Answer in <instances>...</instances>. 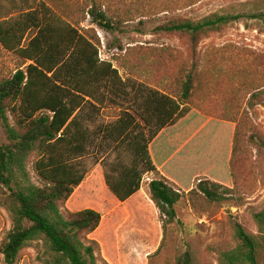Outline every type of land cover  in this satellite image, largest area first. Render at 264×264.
Masks as SVG:
<instances>
[{
	"label": "trees",
	"instance_id": "obj_1",
	"mask_svg": "<svg viewBox=\"0 0 264 264\" xmlns=\"http://www.w3.org/2000/svg\"><path fill=\"white\" fill-rule=\"evenodd\" d=\"M199 1L171 0L153 12L142 3L108 0L0 4V49L21 61L13 74L0 78V123L7 139L0 147V198L11 222L0 241L2 264H17L20 252L32 245L42 264L114 259L91 238L101 215L91 208H66L88 174L83 160L95 136L87 125L94 111H112L113 121L98 127L97 137L116 155L104 170V184L117 202L131 201L146 174L159 175L148 183V196L158 211L162 238L148 258L162 253L175 206L184 197L199 194L208 203L219 202L238 185L235 165L248 166L249 150L264 153V137L214 101L225 82L216 81L210 90L215 74L203 66L198 51L208 35L245 19L264 23V13L179 15ZM159 15L164 17L151 34L183 37L186 54L169 46L135 45L104 60L96 31L82 26L88 20L122 35L129 23L140 26ZM140 72L150 78L148 86L135 85L132 75ZM263 88L245 96L252 100ZM88 203L84 199L77 206ZM252 218L258 234L234 223L237 244L220 255L218 264H264V208ZM175 264L194 260L184 252Z\"/></svg>",
	"mask_w": 264,
	"mask_h": 264
},
{
	"label": "rangeland",
	"instance_id": "obj_2",
	"mask_svg": "<svg viewBox=\"0 0 264 264\" xmlns=\"http://www.w3.org/2000/svg\"><path fill=\"white\" fill-rule=\"evenodd\" d=\"M12 0H0L6 5ZM17 5H33L36 0H14ZM72 1V0H68ZM76 1V0H73ZM123 1L127 5L139 3L149 11H156L171 0H108ZM182 3L187 0H181ZM264 13V0H200L196 5L178 11L185 18L200 19L213 13ZM164 16H151L138 26V21L129 23L127 32L122 35L104 32L88 20L82 24L96 31L100 41V58L110 59L113 55L124 53V49L140 45L145 47H167L186 54L188 45L179 35H154L151 30ZM121 49H123L121 51ZM198 51L202 53V64L214 73L210 90L215 89L216 81H224L225 87L214 95L216 104L231 109L242 117L249 131L259 132L264 137V88L258 96L248 100L247 93L264 87V23L257 20H241L219 33L208 35L200 41ZM21 61L12 54L0 49V78L14 73ZM113 65L118 67L117 62ZM119 73L128 77L126 70ZM221 75H216V72ZM135 85H147L150 78L142 72L133 76ZM218 79V80H217ZM227 82V83H226ZM217 88V87H216ZM210 91V92H211ZM257 95V94H255ZM227 99L230 106H227ZM112 111H94L93 119L87 123L92 136L88 152L84 158L88 174L75 189L70 211L91 208L101 215L97 231L91 236L103 244L106 255L113 256L109 264H175L177 255L189 252L194 264H218L223 252L233 249L237 240L233 224H239L247 233L257 235L258 229L253 215L264 208V153L255 150L248 152V166L235 165L239 177L233 192L224 195L217 203H208L199 194L184 197L175 206L176 220L167 230V242L162 253L151 256L158 248L162 238L161 224L157 209L149 201L148 183L158 180V174H146L141 189L126 205L120 204L109 193L104 184V170L114 161L115 153L110 152L97 137L98 127L113 121ZM7 143L0 123V147ZM251 147V146H250ZM78 190V191H77ZM221 193V191H219ZM84 197V198H83ZM71 198V197H70ZM84 199L88 204L77 206ZM0 198V241L11 226L7 210ZM101 250V246H100ZM102 252V251H101ZM34 245L23 249L17 264H42ZM0 264L2 258L0 256Z\"/></svg>",
	"mask_w": 264,
	"mask_h": 264
},
{
	"label": "crops",
	"instance_id": "obj_3",
	"mask_svg": "<svg viewBox=\"0 0 264 264\" xmlns=\"http://www.w3.org/2000/svg\"><path fill=\"white\" fill-rule=\"evenodd\" d=\"M132 198H134V197H132ZM132 198H131V199H129V200H132ZM129 200H128V201H129ZM128 201H127V202H128ZM149 201H150V200H149ZM127 202H126V203H127ZM150 203H151V202H150Z\"/></svg>",
	"mask_w": 264,
	"mask_h": 264
}]
</instances>
